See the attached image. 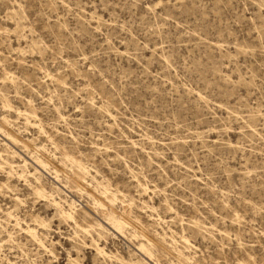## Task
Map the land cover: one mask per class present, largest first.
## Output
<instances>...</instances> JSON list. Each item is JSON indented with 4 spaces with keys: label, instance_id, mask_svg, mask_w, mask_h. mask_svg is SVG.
<instances>
[{
    "label": "rangeland",
    "instance_id": "rangeland-1",
    "mask_svg": "<svg viewBox=\"0 0 264 264\" xmlns=\"http://www.w3.org/2000/svg\"><path fill=\"white\" fill-rule=\"evenodd\" d=\"M144 263L264 264V0H0V264Z\"/></svg>",
    "mask_w": 264,
    "mask_h": 264
},
{
    "label": "bare ground",
    "instance_id": "bare-ground-1",
    "mask_svg": "<svg viewBox=\"0 0 264 264\" xmlns=\"http://www.w3.org/2000/svg\"><path fill=\"white\" fill-rule=\"evenodd\" d=\"M28 141H24V144H26ZM53 190H56V187L53 188ZM38 194H42L43 192H45V190L43 189H39L37 190ZM89 194V193H88ZM19 201V200H18ZM109 201L110 203L112 202V200L109 197ZM72 204H74V202H71ZM101 210L100 211H96V215L99 218V220L94 219L93 215H95L94 213L91 212V214L87 211H85L84 209H81V214H77L75 215V212H62V216L63 218H65L66 220H70L72 222H74V224L77 226L78 223V219L82 220V221H86V219L91 218L95 223H93L95 226L98 227V229H103L102 226V222H108L111 224V226L115 229H119L121 224H126L127 222V216L126 213L123 212L122 214L117 213L114 209L111 210H107L105 209L103 206L100 205ZM145 240L147 241V243L149 244L148 247H146L144 244H139L138 245V252H140L142 255L145 256V258L150 260H156L154 258V254L152 249H158L160 251H164L167 250L166 246L164 244L161 243H157V242H153V240L149 239L148 237H146L145 235H143ZM35 239H37L38 241L39 238H37V236L35 237ZM97 251L100 254H105L103 249H99L97 248ZM183 252L182 251H178V257L179 259H184L183 258ZM147 264V263H144Z\"/></svg>",
    "mask_w": 264,
    "mask_h": 264
}]
</instances>
